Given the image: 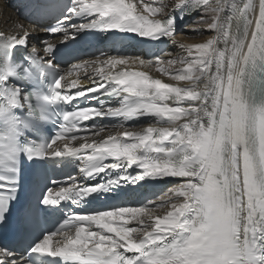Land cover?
Wrapping results in <instances>:
<instances>
[{"label": "snow or ice", "instance_id": "1", "mask_svg": "<svg viewBox=\"0 0 264 264\" xmlns=\"http://www.w3.org/2000/svg\"><path fill=\"white\" fill-rule=\"evenodd\" d=\"M28 7L55 20L34 31L60 35L37 47L24 25L0 32V229L15 230L0 243V264H264V0ZM194 11L195 23L215 32L205 42L180 44L175 56L120 51L125 40L173 38L177 14ZM81 34L121 39L114 53L54 63L59 45ZM29 47L27 65L16 62L14 50ZM144 117L148 126L130 130ZM64 164L76 173L54 179L41 171ZM25 167L35 181L22 202ZM166 178L179 182L137 205L109 202Z\"/></svg>", "mask_w": 264, "mask_h": 264}, {"label": "bare ground", "instance_id": "2", "mask_svg": "<svg viewBox=\"0 0 264 264\" xmlns=\"http://www.w3.org/2000/svg\"><path fill=\"white\" fill-rule=\"evenodd\" d=\"M175 0H162L163 3L169 6L174 3ZM27 5L17 4L16 0H0V32H4L5 35L14 34L17 31V25H24V27L31 32L29 36V41L33 39H39L42 37L45 32H36L33 29L36 26L34 15L27 16L25 12V8ZM167 11V10H166ZM201 15L199 11H194L189 15H186L183 20L179 19V14H177L176 20V28L183 31L184 24L188 22H193L198 20V17ZM192 29H198V32H193L184 30V35L178 34L174 35L173 38L169 39L170 41V49L169 51L175 56L176 54H182V50L179 47L180 44L184 45H193L197 43L205 42L207 39L211 38L215 35V32L207 29V23H195V26ZM111 54V53H110ZM178 67V66H177ZM152 73L154 77L163 78L165 82L169 83H179L180 86H183L186 82H175L169 80L167 77H161L159 73H157L154 69H144ZM85 85H90V82L87 80L82 81ZM149 123V122H148ZM147 123V124H148ZM104 135H100L99 138L97 136L89 137V140H100ZM76 142H74L75 144ZM80 143V141L78 142ZM179 182V181H178ZM178 182L172 183L169 187L174 186ZM160 214H163L166 209L158 210Z\"/></svg>", "mask_w": 264, "mask_h": 264}, {"label": "rangeland", "instance_id": "3", "mask_svg": "<svg viewBox=\"0 0 264 264\" xmlns=\"http://www.w3.org/2000/svg\"><path fill=\"white\" fill-rule=\"evenodd\" d=\"M165 1V0H164ZM175 2V1H174ZM165 4V3H164ZM195 21H196V19H195ZM195 21H193V22H188V24L189 25H186L187 26V28H186V26H185V28H183V31L180 33V34H182V35H184V30H188V31H191L192 30V28L195 26ZM187 24V23H186Z\"/></svg>", "mask_w": 264, "mask_h": 264}]
</instances>
